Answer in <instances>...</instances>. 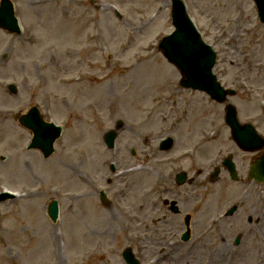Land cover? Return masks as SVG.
Masks as SVG:
<instances>
[{
  "label": "rangeland",
  "instance_id": "374dc122",
  "mask_svg": "<svg viewBox=\"0 0 264 264\" xmlns=\"http://www.w3.org/2000/svg\"><path fill=\"white\" fill-rule=\"evenodd\" d=\"M13 1L22 33L0 31V191L17 196L0 203V264H126L121 252L127 245L148 264H212L216 251L223 264H264V183L247 178L257 153L231 140L223 103L181 87L179 69L158 49L173 29L170 0H98L101 8L89 12L83 5L89 0ZM185 2L218 53L214 72L238 90L229 99L241 121L264 135V24L254 1ZM33 104L63 127L48 158L27 148L31 132L18 121ZM203 117L205 129L217 132L205 155L215 162L233 154L238 182L223 171L215 184L202 176L194 185L175 183L181 168L194 174L198 166L209 167L195 162L198 156L178 158L202 136ZM119 119L124 123L117 127ZM115 127L111 150L104 133ZM194 129L199 132L191 140ZM167 136L174 147L162 150ZM166 196L180 202L183 215L191 213L189 242H172L185 226L183 215L162 203ZM52 198L61 207L56 223L47 214ZM209 199L210 208L204 205ZM232 204L238 210L209 230L207 217ZM134 208L136 219H129ZM77 234L90 237L83 253Z\"/></svg>",
  "mask_w": 264,
  "mask_h": 264
},
{
  "label": "water",
  "instance_id": "95a60500",
  "mask_svg": "<svg viewBox=\"0 0 264 264\" xmlns=\"http://www.w3.org/2000/svg\"><path fill=\"white\" fill-rule=\"evenodd\" d=\"M262 21H264V0H255ZM174 23L176 31L165 37L161 43L164 54L170 61L176 63L184 74L182 84L185 87H192L207 91L212 98L223 101L227 93H233L232 90H224L212 73V67L215 63V53L206 46L196 33L193 25L185 13L181 2L176 1L174 10ZM0 26L7 29L18 31L16 18L9 0H3L0 6ZM13 89H15L13 87ZM227 122L232 126L233 133L239 144L252 149L260 147L263 140L257 135L251 125L246 127L239 126L236 118V111L232 105H228ZM21 123L34 130L35 136L31 147L40 148L45 157H48L54 151V140L60 132V128L53 123L43 120L39 110L34 107L27 115L21 117ZM116 134L110 132L107 134L109 146L113 145ZM169 146V143L163 147ZM230 170L235 175L234 165L229 163ZM253 173L263 179L264 160L257 167H253ZM10 194H0V201H4ZM57 203L53 201L49 207V214L55 220L57 218ZM126 260L130 264H139L132 256L125 253Z\"/></svg>",
  "mask_w": 264,
  "mask_h": 264
},
{
  "label": "bare ground",
  "instance_id": "6f19581e",
  "mask_svg": "<svg viewBox=\"0 0 264 264\" xmlns=\"http://www.w3.org/2000/svg\"><path fill=\"white\" fill-rule=\"evenodd\" d=\"M43 14V13H42ZM42 17V16H41ZM49 17H50V19H53V17H51L50 15H49ZM49 22H51V21H49ZM51 25H52V22H51ZM46 26H49L45 21H44V24L42 25V27H43V29H46V28H49V27H46ZM47 30V29H46ZM36 34L32 37V40H34L35 38H36ZM43 39H45V38H43ZM48 39H46L45 41H47ZM44 40H40L39 42H38V44H40L41 42H43ZM198 124H202V126H204L205 125V119L204 118H202V119H200L199 120V123ZM199 131L198 130H191L190 131V134H189V136L193 139V138H195V136H196V134L198 133ZM215 135H217V133H215ZM215 135H214V137L213 138H215ZM205 145H207V143H206V141L205 142H203V143H201V144H199L198 146H197V148H196V151L194 152V154H196V152L198 151V149L200 150V151H205L206 149L204 148L205 147ZM120 211H122V212H124V210L126 209V206H121L120 208ZM136 208H134L133 209V211L135 210ZM90 213H92L91 211H89ZM99 213V212H98ZM126 213V212H125ZM129 213H130V210L128 211V213H127V215H128V217H129ZM132 216V215H131ZM135 219H136V217H135ZM128 227V226H127ZM129 228V227H128ZM85 245V241L84 240H82V241H80V242H77V248L78 249H80L81 250V248H83V246ZM212 264H223L224 262H225V260H224V258H222V253L221 252H219V251H216L215 253H214V255L212 254ZM77 263V262H76Z\"/></svg>",
  "mask_w": 264,
  "mask_h": 264
}]
</instances>
